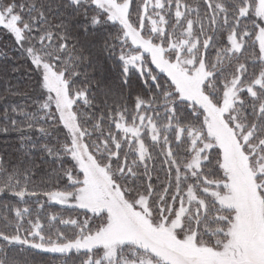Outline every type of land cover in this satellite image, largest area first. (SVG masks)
I'll list each match as a JSON object with an SVG mask.
<instances>
[{"label": "snow or ice", "instance_id": "1", "mask_svg": "<svg viewBox=\"0 0 264 264\" xmlns=\"http://www.w3.org/2000/svg\"><path fill=\"white\" fill-rule=\"evenodd\" d=\"M0 32V264H264V0H0Z\"/></svg>", "mask_w": 264, "mask_h": 264}, {"label": "trees", "instance_id": "2", "mask_svg": "<svg viewBox=\"0 0 264 264\" xmlns=\"http://www.w3.org/2000/svg\"><path fill=\"white\" fill-rule=\"evenodd\" d=\"M113 32L115 30H112ZM13 47V40L10 36H6L3 32H0V51H8L12 49ZM9 55H11L14 58L15 63L8 62L9 66L17 67L19 71L17 72H10L7 80L11 82L12 85H19L21 90H26L27 85L29 83L27 73L30 69V63L26 61L19 52L16 51H10ZM5 65V59L0 58V67H3ZM112 62L109 61L105 65L106 71L111 69ZM6 87L5 79L0 78V94L3 93L4 89ZM8 103H20L21 98L20 97H9ZM129 105L131 106L132 101H128ZM3 111V101H0V113ZM19 144L17 142V135L16 133H11L7 136L0 134V154H3L5 157V160L11 159L13 162L15 159L20 155V152L18 151ZM34 155H38L37 153H34ZM15 203V201H12ZM59 206H56L55 208H52L50 210H57Z\"/></svg>", "mask_w": 264, "mask_h": 264}]
</instances>
